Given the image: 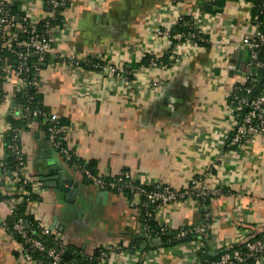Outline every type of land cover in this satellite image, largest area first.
Instances as JSON below:
<instances>
[{"label": "crops", "instance_id": "0c3cea01", "mask_svg": "<svg viewBox=\"0 0 264 264\" xmlns=\"http://www.w3.org/2000/svg\"><path fill=\"white\" fill-rule=\"evenodd\" d=\"M25 1L35 18L48 16L42 0ZM68 1L65 40H56L39 91L44 106L67 127L64 143L74 159L90 163L102 176L129 173L138 184H163L175 191L202 177L222 194L206 204L187 199L162 208L157 221L167 228L169 240L151 247L144 236L140 196L103 194L32 124L19 130V144L26 157L24 175L40 198L28 208L38 227L64 237L72 256L78 250L93 255L109 247L130 249L123 256L112 254L109 264H193L206 252L216 260L224 248H235L251 233L260 232L264 134L255 136L253 143L228 145L238 124L229 98L244 81L248 59L242 40L256 31L253 2ZM181 16L196 20L207 46L188 40L174 45L151 35L154 28L172 29ZM56 53L121 66L131 78L71 68ZM146 55L159 59L169 55L174 62L166 68L137 67ZM17 93L15 78L1 89L0 175L8 157L5 144L11 120L21 116ZM60 175L78 184L77 196L56 186ZM0 179L6 200L25 192L18 179L3 175ZM8 216L9 208L1 206L0 220ZM207 216L208 237L197 252L190 242H181L182 233L203 226ZM20 249L16 237L0 225V264H39L24 260Z\"/></svg>", "mask_w": 264, "mask_h": 264}, {"label": "built area", "instance_id": "2783aa9c", "mask_svg": "<svg viewBox=\"0 0 264 264\" xmlns=\"http://www.w3.org/2000/svg\"><path fill=\"white\" fill-rule=\"evenodd\" d=\"M42 2L47 7L49 14L43 18H35L32 10L26 5L25 0H0V98L2 97L1 89L3 85L12 78H15L17 81L18 92L30 86L39 88L41 78L45 71V69L42 70L39 67L46 66L47 68L49 66L52 55H54L53 47L57 42L56 40H65L64 35L67 32V29L64 28L66 24L65 13L70 9V2L68 0H42ZM13 8H17V11H13ZM59 17L62 18L60 24H55L59 22ZM255 21L256 18L253 17L252 22L254 24H252L256 30L255 34L253 36H247L242 40V47L248 52V63L243 72L244 81L238 84L230 95H234V101L229 103V108L238 120V124L228 141L230 147H236L242 143H253L255 136L264 134V82L259 90L260 96L257 97L254 95L250 97L257 87L256 80L253 86L245 87V83L251 77L254 78L257 76L258 72L264 68V63L261 60V52L264 47V35L258 31V26L255 24ZM184 25L190 29H195L200 35H203L196 20H191ZM151 35L172 41L169 29L154 28ZM175 38L181 40L180 35ZM4 52H7L6 56ZM57 58L61 59L69 67L80 70H86L85 64L87 66L91 65V60H81L75 56L61 57L60 55ZM150 61L149 68L163 67L155 59ZM29 63L34 68V75L31 78L28 75L30 73L27 67ZM92 66L95 69H99L96 72L110 77L126 78L130 74L124 67L107 63ZM166 67L164 65L163 68ZM242 90L246 93V96L234 94ZM22 113L20 108L21 116ZM40 114L38 111L31 113L26 109L24 118H29L32 115L38 116ZM58 119L51 114L48 116V121L51 123H57ZM13 131L18 132L17 130ZM66 132V129H59L53 126L49 129L48 142L54 149L60 152L66 161H73L74 156L71 151L67 146L62 145ZM17 141H19V134L13 138L12 144L8 148L10 154L18 160L21 171H24L26 169V157L20 144L16 143ZM76 169L83 174L87 181L99 188L103 194H108L115 189L120 190L125 188L131 190L134 195L140 196L141 208L145 210L149 207L152 208V213L147 212L146 214L149 217L155 218L159 228L158 235L167 232V228L157 221V216L162 208L187 199L204 204L206 201H211L222 194L220 188L209 186L202 177H195L183 191H175L163 184H155L152 186L138 184L129 173H121L113 177H108L102 176L96 171L93 172L87 166L77 167ZM25 178L26 183H31L29 177L25 176ZM1 183L2 180L0 179V190ZM24 194L26 192H23L18 198L12 200H0V207L3 205L7 206L9 208V216L14 215L17 206L23 202L22 197ZM206 221L203 226L182 233V238L191 235L199 236L197 240L190 242L197 252L201 250L200 246H203L204 240L208 237L210 221V219L208 220V216ZM0 225L7 233L18 236L21 239L19 241L21 246L20 255L27 262H38L42 264L34 260L29 254V250H33L45 255L48 260L47 264H70L62 258V254L66 253L67 250V242L64 237L60 235L54 237V242L58 244V247H48L42 240L34 237L29 232L25 222L21 218L17 219L11 227L8 226L6 220H0ZM41 235L51 236V231L48 228H44L41 230ZM256 235L258 236L256 237ZM155 240L160 239L155 238ZM243 242V244L238 245L236 248H224L219 258L215 261L208 262L196 257L193 264H247L248 261H251L252 264H263L264 227L258 233H251ZM100 252L101 261L99 264H109L108 261L112 258V254L118 253L123 256L128 253V250L122 246L104 248ZM78 254L87 259L93 256L92 254H86L83 250H78Z\"/></svg>", "mask_w": 264, "mask_h": 264}, {"label": "trees", "instance_id": "16d2710c", "mask_svg": "<svg viewBox=\"0 0 264 264\" xmlns=\"http://www.w3.org/2000/svg\"><path fill=\"white\" fill-rule=\"evenodd\" d=\"M250 1H252L254 4L253 17L256 18L255 24H257V26H258V31L264 35V0H250ZM13 11H17V8H13ZM61 19L62 18L59 17V22H57L55 24H60ZM191 20H193V19L189 16H181V18L178 20V22L175 24V26L172 29H170V34H171V38H172L171 40H172L173 44L176 45L179 43H184L186 40H188V41H192V42L196 43L197 45H199L201 47L207 46V38L205 35H202V34L200 35L198 33V31H196L195 29H190L188 26L184 25L185 23H187ZM179 35L181 36V40H177L175 38L176 36H179ZM4 55L6 56L7 52H4ZM170 57H169V55H166L165 57L159 59V58H156L155 56L146 55L141 60L140 64L137 65V67H141V66H144L146 68L150 67L149 66L150 62H151L150 60H152V59H155L159 64H161V66L162 65L170 66L174 62L173 60L172 61L169 60ZM261 60L264 63V47H263V50L261 52ZM247 63H248V59L246 61V64ZM97 64L98 65H104L103 62H100L97 60H91V65L87 66L85 64V66H86L85 68H86V70L96 72V71H99V69L93 68L92 65H97ZM27 67L30 70V73H28V75H30V78H31L32 75H34V68L32 67L31 63H29L27 65ZM39 68L44 70V69H46V66H42ZM261 73H262V70L259 71L258 75L255 76L254 78L251 77L245 83V87L253 86L255 80L257 81V85H258ZM128 77L131 78V76H128ZM252 79H254V80L252 81ZM255 90H254V93H255ZM254 93L250 97H252L254 95ZM234 94H237L240 96H246V93L243 90L238 91ZM257 96H260V91H258V93L255 95V97H257ZM16 100H17V103L20 105V108H21L23 113H22V116H20V118L18 120H11L12 130H10L8 132V137H7V141L5 144L6 150L8 152V157L5 159V161L3 163L1 175L8 176V177H14V178L18 179L20 188L23 189L25 192H27L28 195L22 197L23 202L19 206H17L16 212L14 215L8 216L6 218V223L8 224L9 227H11L17 219L21 218L25 222V224L29 225V228H28L29 232L32 235H34V237H37L38 235H41V229L35 223L33 217L29 214L28 208H29V204L39 201L40 198L33 193L32 184L26 183L24 171L23 170L21 171L18 160L10 154L8 147L12 144L13 138L17 134H19V130L30 129L32 124H37L39 126L40 130L43 131V133L46 135V137L48 139H49V134H50L49 129L52 128L53 126H56L59 129L61 128V129H66V130H67V127L65 126L64 122L61 121V119H58L57 123H51L50 121H48V116L51 113L48 110V108L44 106V99H43V96L40 94L39 88H36L35 86H30V87L25 88L21 92L17 93ZM233 101H234V95L230 96L229 103H231ZM1 102H2V97L0 98V103ZM26 109H28L31 113L38 111L41 114L38 116L32 115L29 118H24ZM13 130H17L18 132H15ZM16 143L19 144V141H17ZM62 145L66 146L64 143V137H63ZM66 162L69 165H71V167H74V168L87 166V168H89L93 172L96 171L95 168L90 163H87V162H81V161H78L75 159H73V161H66ZM85 180L87 181L86 178H85ZM87 182L90 183L89 181H87ZM1 186H2V183H1ZM111 193L121 194V195L127 196L129 198L134 195V193L131 192V190L125 189V188L120 189V190H118V189L112 190ZM6 199L7 198L4 197L0 192V200H6ZM208 202L209 201H206L204 204H206ZM147 212L152 213V208L149 207V208H146V210H145V209L141 208V206H140L141 221H142L143 228L145 231L144 236L147 235L149 237V239L159 238L162 243L168 242V240H169L168 232H165L164 234L158 235V231H159L158 224H157L154 217L147 216V214H146ZM257 236L258 235H256V237ZM15 237L18 241L21 240L20 238H18V236H15ZM43 238H44L43 242L48 247H58V244H56L54 242L53 236H43ZM198 238H199V236L191 235V236H188L186 238L181 239V242H191V241L197 240ZM135 245L136 244H134L133 246H135ZM130 248L133 249L134 247L131 246ZM129 250H128V252H129ZM66 252H67V250H66ZM29 254L34 258V260L39 261L42 264L48 263L46 256L43 254H40V253L33 251V250H29ZM201 257L203 260L208 261V262L215 261V260H212L213 258H211L207 252L205 254H203ZM73 259L75 262L72 260L71 262H69L70 264H99L101 261V252H100V250H98L96 252V254H93V256L91 258L87 259V258L79 255L78 251H75L73 253ZM247 264H252V262L248 261Z\"/></svg>", "mask_w": 264, "mask_h": 264}, {"label": "water", "instance_id": "95a60500", "mask_svg": "<svg viewBox=\"0 0 264 264\" xmlns=\"http://www.w3.org/2000/svg\"><path fill=\"white\" fill-rule=\"evenodd\" d=\"M263 82H264V68L262 70V73H261V76H260V79H259L257 88L255 90L254 96L260 90ZM56 180L59 181L56 186H58L61 191L68 192L70 194V196H75V195L77 196L78 195V193H79L78 184L75 183L73 180L65 179V177L63 175L58 176ZM26 226H27V228H29V225L28 224H26ZM37 237H38V239H40L42 241L44 240L43 236H41V235H38ZM146 238L148 239L151 247L158 248V247H161V246L164 245V244H162V242L160 240L149 239L148 236ZM62 258L65 261H67V262H70L72 260L74 261L73 256L69 252L62 254Z\"/></svg>", "mask_w": 264, "mask_h": 264}]
</instances>
